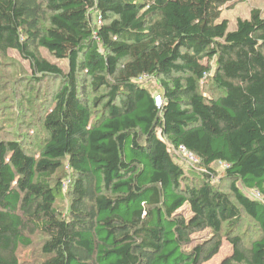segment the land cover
<instances>
[{
	"label": "trees",
	"instance_id": "1",
	"mask_svg": "<svg viewBox=\"0 0 264 264\" xmlns=\"http://www.w3.org/2000/svg\"><path fill=\"white\" fill-rule=\"evenodd\" d=\"M235 1L0 0V54L59 81L30 124L43 134L34 149L0 139V264H28L18 251L36 232L41 264H203L223 230L232 252L220 264H264V17L254 8L229 30L221 11ZM126 8L137 13L122 22ZM143 77L158 81L159 104ZM215 162L228 192L211 183ZM244 215L258 227L247 243L232 235ZM204 229L212 238L189 248Z\"/></svg>",
	"mask_w": 264,
	"mask_h": 264
},
{
	"label": "rangeland",
	"instance_id": "2",
	"mask_svg": "<svg viewBox=\"0 0 264 264\" xmlns=\"http://www.w3.org/2000/svg\"><path fill=\"white\" fill-rule=\"evenodd\" d=\"M258 8L264 17V0H236L235 2L222 7L220 20L226 19L228 29L233 30L236 27L238 19L249 18L250 11ZM137 13L135 8H126L121 16L122 22L133 17ZM38 54L51 62L66 65V61H59L52 54L43 48H36ZM141 81L147 83L154 95H158L159 84L154 77H143ZM59 87V81L49 75L35 73L32 70L30 61L20 55L15 50H8L5 54H0V139L22 138L24 139L29 150L36 147L37 142L43 134L34 128H30L32 123L37 122L41 114L48 110L51 106L53 96ZM202 92L208 96H214L217 90L211 86L209 79L201 84ZM89 91H87L88 93ZM91 100L93 95L99 94L88 93ZM94 115H97V110H94ZM174 158L184 171L191 177L199 180L203 177V168L199 162L189 160L182 153L171 148ZM225 163L215 162L212 164L214 175L211 178V183L228 192L229 180L225 177ZM68 178H66L67 181ZM247 195L255 199H261V195L255 189H245L241 182L238 183ZM69 198L67 194L57 201V208L65 213L68 208ZM183 213L188 216L190 213L188 208H182ZM239 231L232 235H240L247 243L258 235V227L249 217L244 215ZM222 232V244L218 252L208 261L203 264H220V262L232 252V245ZM210 229H204L195 232L191 235L192 246L204 243L212 238ZM33 240L30 247L20 248V261H26L28 264H41L45 256L42 254L40 247L45 239V235L41 232H36L31 235Z\"/></svg>",
	"mask_w": 264,
	"mask_h": 264
},
{
	"label": "built area",
	"instance_id": "3",
	"mask_svg": "<svg viewBox=\"0 0 264 264\" xmlns=\"http://www.w3.org/2000/svg\"><path fill=\"white\" fill-rule=\"evenodd\" d=\"M97 22H100V20L98 19ZM156 103L157 104L160 103V97L158 95L156 96ZM175 150H177L178 152L182 153L189 160H194L195 162H198V158L192 152L188 151L184 146H179Z\"/></svg>",
	"mask_w": 264,
	"mask_h": 264
}]
</instances>
